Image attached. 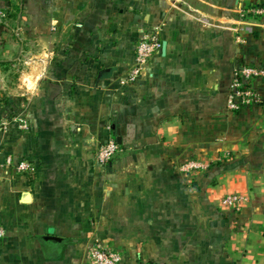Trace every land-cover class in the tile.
<instances>
[{
  "label": "crops",
  "instance_id": "obj_1",
  "mask_svg": "<svg viewBox=\"0 0 264 264\" xmlns=\"http://www.w3.org/2000/svg\"><path fill=\"white\" fill-rule=\"evenodd\" d=\"M251 5L264 0H0V264H87L96 239L123 264H264V80L258 104L227 108L235 67L264 66ZM141 27L166 51L123 84ZM191 159L211 166L183 172ZM235 192L239 214L221 205Z\"/></svg>",
  "mask_w": 264,
  "mask_h": 264
},
{
  "label": "built area",
  "instance_id": "obj_2",
  "mask_svg": "<svg viewBox=\"0 0 264 264\" xmlns=\"http://www.w3.org/2000/svg\"><path fill=\"white\" fill-rule=\"evenodd\" d=\"M242 16L258 18L264 16V7L251 5L241 9ZM7 18V12L0 9V23ZM139 38L136 43L135 61L127 75L122 80L123 84L136 83L141 79L151 63L152 58L157 52L162 50V40L156 29H139ZM237 42H242L243 37L238 35ZM258 80H264V66L261 64H252L247 62L239 63L233 74V82L227 100V108L231 112H238L247 106L258 104L260 94L255 83ZM24 128H28L26 121L19 119ZM120 151V144L117 139L110 136L99 146L96 151V158L100 164L110 163L116 154ZM6 166H14L18 173L30 174L36 170V165L29 159H21L14 163L13 158L8 156L1 163ZM211 166L210 162L191 159L181 165V170L191 172L193 170H206ZM248 200L245 193L235 192L224 195L221 199L223 208L230 210L231 213L239 214L242 211L244 203ZM3 229L0 227V237L3 236ZM124 256L116 248L109 246L105 241L96 239L89 248L87 264H123ZM139 264H159L156 262H142Z\"/></svg>",
  "mask_w": 264,
  "mask_h": 264
},
{
  "label": "water",
  "instance_id": "obj_3",
  "mask_svg": "<svg viewBox=\"0 0 264 264\" xmlns=\"http://www.w3.org/2000/svg\"><path fill=\"white\" fill-rule=\"evenodd\" d=\"M140 17L139 14H137L135 16V22H137V19ZM162 51L165 52L166 51V43L164 42L163 45H162ZM116 69V67H111L109 69H106L104 71L101 72L100 76L101 78L104 80V79H108L110 78L112 75H113V71ZM118 141L120 142L121 139L118 138Z\"/></svg>",
  "mask_w": 264,
  "mask_h": 264
},
{
  "label": "rangeland",
  "instance_id": "obj_4",
  "mask_svg": "<svg viewBox=\"0 0 264 264\" xmlns=\"http://www.w3.org/2000/svg\"><path fill=\"white\" fill-rule=\"evenodd\" d=\"M4 104H5V106H8L10 103H8V101H5ZM20 107L23 108L22 105H21ZM10 109H11V107H10ZM10 109H8V112L10 111ZM183 172H184V171H183ZM191 172H192V171H191Z\"/></svg>",
  "mask_w": 264,
  "mask_h": 264
},
{
  "label": "trees",
  "instance_id": "obj_5",
  "mask_svg": "<svg viewBox=\"0 0 264 264\" xmlns=\"http://www.w3.org/2000/svg\"><path fill=\"white\" fill-rule=\"evenodd\" d=\"M247 63H249V62H247ZM252 64H256V63H252ZM259 65V64H258Z\"/></svg>",
  "mask_w": 264,
  "mask_h": 264
}]
</instances>
